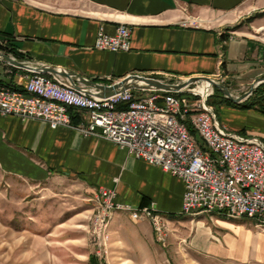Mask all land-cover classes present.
<instances>
[{"label": "crops", "instance_id": "crops-1", "mask_svg": "<svg viewBox=\"0 0 264 264\" xmlns=\"http://www.w3.org/2000/svg\"><path fill=\"white\" fill-rule=\"evenodd\" d=\"M187 9L226 15V22L188 17ZM263 10L264 0H0V46L13 48L21 59L6 55L24 65L53 66L102 85L139 75L167 84L205 76L225 87L243 86L264 76V16L254 18L249 32L237 35L225 25ZM190 19L196 27L181 25ZM120 25L131 32L128 51L94 48L100 29L111 36ZM30 76L27 69L0 60V82L7 88L23 92ZM134 91L137 97L144 95ZM69 109L72 126L87 122L85 111ZM215 113L231 132L264 141V110L226 105ZM0 170L36 185L71 178L87 197L98 188L115 189L117 202L132 208L153 205L152 215L161 217L168 231L161 245L149 222L130 219L125 210L113 213L110 240L123 239L125 249L136 256L152 258L166 242L174 251L180 240L220 263L264 264V225L259 227L257 218L182 214L183 182L110 141L83 137L70 128L51 129L39 120L0 116Z\"/></svg>", "mask_w": 264, "mask_h": 264}, {"label": "built area", "instance_id": "built-area-1", "mask_svg": "<svg viewBox=\"0 0 264 264\" xmlns=\"http://www.w3.org/2000/svg\"><path fill=\"white\" fill-rule=\"evenodd\" d=\"M181 25L196 27L197 22L190 19ZM130 35V29L124 25L111 36L100 29L94 48L126 52L130 49ZM25 65L31 76L20 96H13V90L0 87L1 117L39 120L51 129L70 128L83 137L112 142L126 150L128 156L180 179L184 184L181 211L210 214V210H221L264 217V141L239 136L219 123L214 108L206 103L213 93L209 82L197 80L171 92L139 90L144 94L140 97L128 90L103 99L75 89L66 79L46 77L35 72L31 65ZM205 83L208 89L203 94L200 87ZM191 84L197 87L190 88ZM120 103L127 104V108L117 110ZM108 107H115V114H108ZM69 108L85 111L87 122L72 126ZM175 120L184 121V126H189V134H181ZM94 197H99L104 208V216L93 222L91 232L100 251L98 232L110 207L125 210L136 221H149L157 239L165 241L161 220L152 219V212L156 210L153 205L132 208L117 202L115 189L98 188Z\"/></svg>", "mask_w": 264, "mask_h": 264}, {"label": "rangeland", "instance_id": "rangeland-1", "mask_svg": "<svg viewBox=\"0 0 264 264\" xmlns=\"http://www.w3.org/2000/svg\"><path fill=\"white\" fill-rule=\"evenodd\" d=\"M185 13L188 17H200L214 24L220 20L226 22L227 18L226 15L215 16L196 9H187ZM259 17L263 16L227 23L225 26L235 35L249 32L251 22ZM180 83L182 82L171 84ZM252 83L244 82L243 86L236 83L226 88L232 97L236 98L247 92ZM196 84L199 85L197 82ZM189 87L195 88L197 85L191 84ZM214 90L215 87L212 95L207 98V105L212 106L210 105L212 102L217 112L221 106H235V103L223 102L219 95L214 97ZM257 98L258 96H253L250 100ZM94 195L95 192L87 197L81 186L71 178L56 177L36 185L18 180L0 170V264H230L215 261L198 246L180 240L176 242L178 244L174 251H171L169 242H166L165 247L160 246L159 252L152 253V258L136 256L125 249L123 239L111 235V238L114 237L110 240L109 226L113 214L108 224H104L105 233L100 234L102 247L100 251L94 243L91 232H93V222H96L97 218H102L104 213L98 212L100 205L96 204ZM196 213L208 212H195L192 215ZM237 217L248 216L228 218ZM263 225L260 221L259 227ZM152 229L154 231L153 226ZM126 230L130 231L128 224ZM161 230L162 234L167 236L164 220L161 222ZM155 239L156 244H160L157 235Z\"/></svg>", "mask_w": 264, "mask_h": 264}, {"label": "water", "instance_id": "water-1", "mask_svg": "<svg viewBox=\"0 0 264 264\" xmlns=\"http://www.w3.org/2000/svg\"><path fill=\"white\" fill-rule=\"evenodd\" d=\"M0 60L17 68L28 69V67L22 64L21 62L3 53H0ZM33 69L35 72L38 73H42V74L49 73L51 75L65 78L70 83V85L75 89L77 90L83 89L87 94L103 99L113 97L128 90H143V91L156 90V91H165V92L178 91L186 84L193 83L197 80H205L209 82L213 87H215V89L221 91L223 96L227 100H229L232 103L238 104L247 97H249L253 93V91L257 89L259 85L264 83V77L256 78L247 92L243 93L242 95L236 98H233L228 88H226L223 84L215 83L205 76L190 77L186 80V82L180 84H167L154 78H148L139 75H128L125 78L111 85H102V84L88 82L83 78L76 77L74 74L65 72L63 70H58L53 66H41V67L38 66ZM86 83L89 85L88 88L84 87L83 85L81 86L79 85Z\"/></svg>", "mask_w": 264, "mask_h": 264}, {"label": "bare ground", "instance_id": "bare-ground-1", "mask_svg": "<svg viewBox=\"0 0 264 264\" xmlns=\"http://www.w3.org/2000/svg\"><path fill=\"white\" fill-rule=\"evenodd\" d=\"M207 89H208V84L205 83V84H203V86H201L200 92H202L204 94ZM13 96H20V93L13 92ZM108 114H115V107H108ZM175 127L176 128H181V134H189V126H184V121L175 120ZM95 198H96V204L100 205V207H98V212H103L104 213V208H101V204L99 202V197H95ZM115 210H122V209L119 208V207H110V208H108L106 210V213H105V217L106 218H105V221H104L105 225L108 224V222L110 221L111 216H112V214H113V212ZM181 212L184 215H189V214H192V213L196 212V210H189L188 212L181 211ZM210 212H217V213H220V214H222L224 216H228V217H234V216L256 217V216H252V215H248V214H237V213H233V212H224V211H221V210H210ZM256 218H258L264 224V217H256ZM152 219H158V220H161V222H162L161 217H159L157 215H152ZM105 228H106L105 226L101 227L100 232H98V240H100V238H101L100 234H102V233L104 234L105 233V231H106Z\"/></svg>", "mask_w": 264, "mask_h": 264}, {"label": "trees", "instance_id": "trees-1", "mask_svg": "<svg viewBox=\"0 0 264 264\" xmlns=\"http://www.w3.org/2000/svg\"><path fill=\"white\" fill-rule=\"evenodd\" d=\"M257 16H264V10L260 14H258ZM0 51L4 52L5 54H12L15 58L21 59V56L19 54H17L16 51L13 48H9L8 46H6V47L0 46ZM0 86L8 87L7 85H4L1 82H0ZM261 87L257 88V90H255L252 93V95L249 96L248 99L245 100L243 103L235 104V105L240 106L242 108H254V107H257L260 110H264V83L262 84ZM11 89L13 91H16V89H13V88H11ZM217 95H219L224 100L223 102H226L228 104H232L231 102H229L227 99H225L222 96V94H221V92L219 90L215 89L213 96L215 97ZM135 96L137 97V94ZM253 96H255V97L258 96L257 100H250L251 97H253ZM210 105L213 106V103L211 102ZM126 108H127V104H124V103H120V104H118L116 106L117 110H123V109H126ZM214 109H215V107H214Z\"/></svg>", "mask_w": 264, "mask_h": 264}]
</instances>
